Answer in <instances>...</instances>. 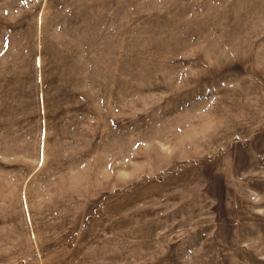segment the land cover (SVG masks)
<instances>
[{"label": "rangeland", "instance_id": "obj_1", "mask_svg": "<svg viewBox=\"0 0 264 264\" xmlns=\"http://www.w3.org/2000/svg\"><path fill=\"white\" fill-rule=\"evenodd\" d=\"M0 264H264V0H0Z\"/></svg>", "mask_w": 264, "mask_h": 264}]
</instances>
